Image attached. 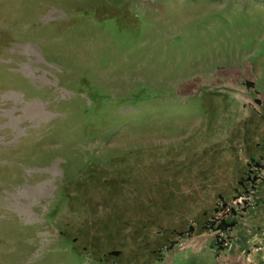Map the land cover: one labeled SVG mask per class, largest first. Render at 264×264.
I'll return each instance as SVG.
<instances>
[{"label": "rangeland", "instance_id": "1", "mask_svg": "<svg viewBox=\"0 0 264 264\" xmlns=\"http://www.w3.org/2000/svg\"><path fill=\"white\" fill-rule=\"evenodd\" d=\"M226 70L264 87V0H0V264H128V233H147L93 226L140 208L97 197L119 184L96 175L206 123ZM238 186L205 223L212 251ZM192 222L157 257L187 250Z\"/></svg>", "mask_w": 264, "mask_h": 264}, {"label": "crops", "instance_id": "2", "mask_svg": "<svg viewBox=\"0 0 264 264\" xmlns=\"http://www.w3.org/2000/svg\"><path fill=\"white\" fill-rule=\"evenodd\" d=\"M235 75L240 74L226 70L211 84L216 92L211 101L222 100L224 105L210 108L206 123L198 121L172 139H146L135 149L127 146L121 158L111 157L110 179L108 174L96 175V182L119 184L116 192L106 189L97 197L119 198L140 208L119 215L126 221L118 226L107 222V216L100 222L103 214L93 226L147 233L143 239L128 233L121 246L128 264H264V180L257 187L255 205L231 218L236 223L224 249H210L213 234L205 228L217 198L230 199L248 162L264 156V87L246 71V80L237 81ZM191 221L193 229L186 242L182 239L187 250L165 249L157 257V246L166 247Z\"/></svg>", "mask_w": 264, "mask_h": 264}, {"label": "built area", "instance_id": "3", "mask_svg": "<svg viewBox=\"0 0 264 264\" xmlns=\"http://www.w3.org/2000/svg\"><path fill=\"white\" fill-rule=\"evenodd\" d=\"M242 180L243 183H239L238 186L239 194L230 202H226L225 200L219 201L215 212L209 219L208 227L217 233L218 245L224 241V245L227 246L232 231L230 229H220L218 227L219 222L223 219L229 220L233 216H237L241 211L248 210L254 206L257 187L264 180V156L258 160L249 162ZM179 245H184L182 240Z\"/></svg>", "mask_w": 264, "mask_h": 264}, {"label": "trees", "instance_id": "4", "mask_svg": "<svg viewBox=\"0 0 264 264\" xmlns=\"http://www.w3.org/2000/svg\"><path fill=\"white\" fill-rule=\"evenodd\" d=\"M243 178H241V180H240V182L239 183H243V180H242ZM235 214V213H234ZM233 217H235V216H233ZM235 221H233V220H231V219H229V220H226V219H223V220H221L220 222H219V225H218V227L220 228V229H222V230H232L233 229V227H234V225H235ZM224 241L223 242H221V243H219V245H218V248L219 249H224L225 248V245H224Z\"/></svg>", "mask_w": 264, "mask_h": 264}]
</instances>
